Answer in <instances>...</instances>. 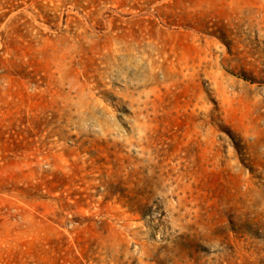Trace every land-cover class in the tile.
Returning <instances> with one entry per match:
<instances>
[{
    "label": "rangeland",
    "instance_id": "obj_1",
    "mask_svg": "<svg viewBox=\"0 0 264 264\" xmlns=\"http://www.w3.org/2000/svg\"><path fill=\"white\" fill-rule=\"evenodd\" d=\"M0 264H264V0H0Z\"/></svg>",
    "mask_w": 264,
    "mask_h": 264
},
{
    "label": "bare ground",
    "instance_id": "obj_2",
    "mask_svg": "<svg viewBox=\"0 0 264 264\" xmlns=\"http://www.w3.org/2000/svg\"><path fill=\"white\" fill-rule=\"evenodd\" d=\"M127 63L124 64L126 66ZM134 68H138L135 65ZM100 76H103L101 73ZM89 88V83L86 80H82V82H74L69 86L66 91H63L60 88L59 82H56V87L53 89V100L52 103L54 106L58 107L59 105L67 107V108H81L86 109L89 113V118H94V105L88 93L85 92L86 89ZM74 92V99H70L72 96L71 92ZM161 184V182H158Z\"/></svg>",
    "mask_w": 264,
    "mask_h": 264
}]
</instances>
